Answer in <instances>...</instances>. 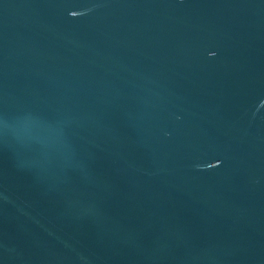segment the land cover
Wrapping results in <instances>:
<instances>
[{"label": "water", "instance_id": "1", "mask_svg": "<svg viewBox=\"0 0 264 264\" xmlns=\"http://www.w3.org/2000/svg\"><path fill=\"white\" fill-rule=\"evenodd\" d=\"M0 264H264V0H0Z\"/></svg>", "mask_w": 264, "mask_h": 264}]
</instances>
